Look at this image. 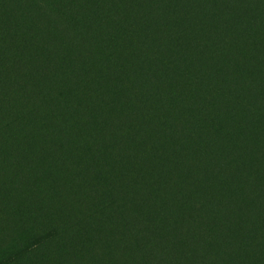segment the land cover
Here are the masks:
<instances>
[{"label":"trees","instance_id":"16d2710c","mask_svg":"<svg viewBox=\"0 0 264 264\" xmlns=\"http://www.w3.org/2000/svg\"><path fill=\"white\" fill-rule=\"evenodd\" d=\"M254 107L264 0H0V264H264Z\"/></svg>","mask_w":264,"mask_h":264},{"label":"rangeland","instance_id":"374dc122","mask_svg":"<svg viewBox=\"0 0 264 264\" xmlns=\"http://www.w3.org/2000/svg\"><path fill=\"white\" fill-rule=\"evenodd\" d=\"M257 110H255V107H254L253 116H255V119H252L251 126H255V128L257 127V128H260L258 130H261V129H263L264 124L262 123V120L259 121L257 119V114H256Z\"/></svg>","mask_w":264,"mask_h":264}]
</instances>
